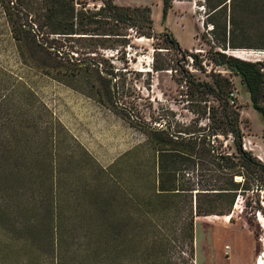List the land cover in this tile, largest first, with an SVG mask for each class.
<instances>
[{"label": "rangeland", "instance_id": "rangeland-1", "mask_svg": "<svg viewBox=\"0 0 264 264\" xmlns=\"http://www.w3.org/2000/svg\"><path fill=\"white\" fill-rule=\"evenodd\" d=\"M81 1L92 8L103 4L102 0ZM115 1L150 6L153 36L129 28L126 46L101 47L93 53L107 59L100 64V72L74 75L68 71L58 79L23 61L12 28L13 23L27 25V16L19 10V0H0V156L5 142L25 137L15 158L20 169L30 172L28 179L33 183V166L23 161L28 151V159L32 158L31 137L35 136V147L45 148L44 141L55 122L60 123L64 127L57 133L62 141L58 155L61 189L81 193L86 185H97L102 167H109L147 140L143 124L168 126L170 130L184 129L192 122L204 127L211 124L209 115L219 99L207 91L208 85L226 77L237 92L243 145L264 161V120L253 107L241 76L219 62L221 52L235 55L233 51L243 50L250 56L244 59L258 61L264 69V5L257 11L254 1L227 0L212 10L210 4L216 0H173L165 12L163 0ZM8 3L13 6L12 13L6 8ZM32 24L38 38L45 39L40 26ZM166 29L178 39V46L169 44ZM154 63L164 68L156 69ZM112 68L114 75L107 74L105 69ZM14 130H19V135L14 136ZM213 141L216 153L222 142L226 150H236L231 134H220ZM71 153L72 164L67 157ZM155 159L156 150L150 146L139 150L135 160L148 168L142 178L137 176L136 184L152 187L158 179V171L154 165L152 168ZM122 165L127 166L125 162ZM211 171L216 173V169ZM35 172L41 174L44 169L38 166ZM122 175L131 188L134 178L124 169ZM37 186L43 189L45 185L38 182ZM69 200L77 199L72 196ZM121 202L123 232L120 236L112 234L100 253L107 258L98 264H264L263 189L259 194L253 190L239 192L230 213L196 216L192 255L182 229V213L177 217L174 211H166L149 224L140 211H135L129 196ZM23 214L16 213L25 220ZM27 236L25 232L0 230V264H24ZM82 242L86 239L70 238L67 245L76 253ZM36 264H53L52 255L37 254Z\"/></svg>", "mask_w": 264, "mask_h": 264}, {"label": "trees", "instance_id": "trees-1", "mask_svg": "<svg viewBox=\"0 0 264 264\" xmlns=\"http://www.w3.org/2000/svg\"><path fill=\"white\" fill-rule=\"evenodd\" d=\"M102 1L100 7L92 8L81 0H22L21 3L19 0V10H24L28 23H13L12 35L17 40L23 61L58 79L64 78L68 71L74 75L93 70L100 72V64L107 59L93 54L98 53L99 48L126 46L129 28H135L140 35L153 36L150 6ZM226 1L216 0L210 7L214 10ZM251 1H254L257 11L259 5H264V0ZM172 2L163 0L165 12ZM12 7L9 3L6 5L10 13L13 12ZM29 21L40 26L39 31L45 39L38 38L36 28ZM164 32L170 45H179L172 31L166 29ZM220 55L219 62L241 76L253 107L264 120V69L261 63L225 52ZM154 67L164 68L157 63ZM105 70L107 74L115 73L114 68ZM216 83L209 84L207 89L219 99L213 114L209 115L213 121L211 124L204 127L195 126L192 122L177 130L143 124L147 140L126 151L109 167H102L97 185L93 188L86 185L81 193L61 189L58 155L62 141L57 138V133L64 127L60 123L55 122L54 130L48 134L47 142L44 141L45 148L35 147V136L31 137L32 158L28 159V151L23 161L25 163L26 159L33 166V183L28 179L30 172L20 169L15 158L25 137L5 142L0 156V230L28 235L24 238L27 249L24 264H36V255L40 253L52 255L53 264L102 262L107 256L100 253L109 245V238L123 232L121 201L127 196L134 202L135 211H140L149 224L166 211H174L177 217L182 213V229L192 255L196 216L230 213L239 192L253 190L259 194L260 189L264 190V161L243 145L238 102H230V80L222 77ZM196 100L207 102L208 98ZM220 134L233 136L235 151L226 150L222 142L216 153L213 140ZM13 135H19V130H14ZM143 146L156 150L152 168L154 165L158 171V179L150 188L143 187L140 182L136 184L137 176L142 178V172L148 168L144 162L135 160ZM67 157L72 164L73 153ZM124 162L127 166L122 165ZM211 163L214 167L210 166ZM38 166L44 169L43 173H34ZM123 169L129 178H134L136 185L127 186ZM213 169L216 173L211 171ZM238 174L243 179H236ZM38 182L45 185L43 189L37 186ZM67 195L77 200L70 201ZM256 201L259 204L260 198ZM18 212L24 213L25 220L17 217ZM76 237L86 239V243L82 242L78 251L73 253L67 241ZM95 242H100V245Z\"/></svg>", "mask_w": 264, "mask_h": 264}, {"label": "bare ground", "instance_id": "bare-ground-1", "mask_svg": "<svg viewBox=\"0 0 264 264\" xmlns=\"http://www.w3.org/2000/svg\"><path fill=\"white\" fill-rule=\"evenodd\" d=\"M233 53L238 56V57H241V58H250V56L247 54L246 51H243V50H235L233 51ZM249 60V59H248Z\"/></svg>", "mask_w": 264, "mask_h": 264}, {"label": "built area", "instance_id": "built-area-1", "mask_svg": "<svg viewBox=\"0 0 264 264\" xmlns=\"http://www.w3.org/2000/svg\"><path fill=\"white\" fill-rule=\"evenodd\" d=\"M229 97H230V102L232 104H236L237 103V92H236V90L232 89L230 91Z\"/></svg>", "mask_w": 264, "mask_h": 264}, {"label": "crops", "instance_id": "crops-1", "mask_svg": "<svg viewBox=\"0 0 264 264\" xmlns=\"http://www.w3.org/2000/svg\"><path fill=\"white\" fill-rule=\"evenodd\" d=\"M232 247V246H231ZM238 256V255H237ZM227 264H231V261H228V263Z\"/></svg>", "mask_w": 264, "mask_h": 264}]
</instances>
